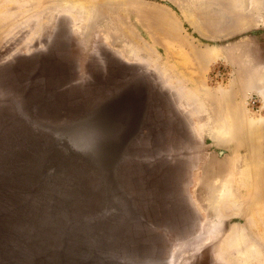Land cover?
<instances>
[{
    "label": "rangeland",
    "instance_id": "rangeland-1",
    "mask_svg": "<svg viewBox=\"0 0 264 264\" xmlns=\"http://www.w3.org/2000/svg\"><path fill=\"white\" fill-rule=\"evenodd\" d=\"M94 3L0 0V164L15 183L0 189L1 228L42 211L54 241L62 201L100 218L89 165L54 186L16 182L44 172L52 129L136 86L145 116L113 179L135 213L77 223L104 226L90 236L110 264H264V0Z\"/></svg>",
    "mask_w": 264,
    "mask_h": 264
},
{
    "label": "water",
    "instance_id": "water-1",
    "mask_svg": "<svg viewBox=\"0 0 264 264\" xmlns=\"http://www.w3.org/2000/svg\"><path fill=\"white\" fill-rule=\"evenodd\" d=\"M146 95H144V92L137 88L136 86H129L126 89L118 92L116 95L108 99L107 101L103 102L99 106L95 107L93 110H91L89 113H87L85 116L79 118L78 120H75L71 122L70 124H66L65 126H61L56 129L51 130L52 132H57L59 130L64 129H71L77 124H82L88 120L87 118L94 114V116H99L103 110H105L108 105L115 100L116 98H123L124 104L130 108L134 116H139L137 121H130L122 120L117 123V127L120 131H124V136L122 138L123 145L121 151V156L118 157V161H116V164L113 165L109 170H102L100 166L95 165L93 168H95L96 172L100 175L102 184L104 187V193H105V209L104 212L101 214V216H98L100 218H91L93 214L95 213H89L81 210L80 212L75 211L73 208L70 212L66 211L65 206L66 204L60 202V215L69 217V226L64 228L65 226L60 225V231L59 234L55 235L54 231H49L50 236H53V240H50L49 236L47 238L44 234V229L42 227V224L44 221H46L45 216L47 215L45 212L42 211L33 212L30 211L25 215L26 219H21L18 217L17 213L15 217L12 218L11 222L8 223L9 227V233L7 232L8 228H1L0 226V264H69L67 260L74 255L75 252H72V248H68L66 242L67 233L75 234L74 236L77 238V241L79 242L78 245H76L77 249H81L80 252H78V255H92L93 256V263L92 264H110L109 260H107V256L105 254V248L104 244H100V241L94 240V237L90 236L91 232L94 233L97 236L99 233L98 231H103L102 225H87L83 227L82 225L78 224L77 221H86V217H90V220L92 222H95V220H103L102 218H106L108 216H122L124 220L131 218V216H127V210L132 211L133 214L135 213L133 208L129 207V199L125 196L124 192L121 190L120 186L116 183H114V175L116 168L118 164L121 162L122 155L124 154V151L126 150L129 142L138 134L140 130V126L143 123V118L145 116V110H146ZM53 142L51 146H47L45 150V157H44V163L47 161L48 157L56 158L58 161L60 159H64V155L59 153L58 150L60 148L61 139L60 137H56L55 134L53 135ZM64 140V139H63ZM65 146V145H64ZM78 153L81 156H84L80 151ZM68 155V154H67ZM66 156V155H65ZM66 158V157H65ZM67 159V158H66ZM65 159V160H66ZM4 167V172L6 173V180H2L0 182V189H6V185L15 184L10 180V176H8V172H6V166L5 164H0V167ZM79 166V165H78ZM100 168V169H99ZM43 173H40L37 176H28L27 177H19L16 184L18 185H36V184H44V185H53L56 183V181H53L51 179H42ZM27 178V179H26ZM112 180V181H111ZM9 182V183H8ZM91 197L89 198V202L87 204H91ZM88 206V205H86ZM97 216V215H96ZM6 217L4 213L0 211V218ZM17 217V218H16ZM0 219V221H1ZM5 218L2 219V221ZM104 219V220H106ZM76 220V221H75ZM89 220V221H90ZM120 226H123V222L119 224ZM112 226V225H111ZM111 226H108V229L111 228ZM113 227V226H112ZM106 228V227H105ZM110 231V230H109ZM90 236V237H89ZM95 236V237H96ZM56 238V239H55ZM24 239V241H22ZM27 243H26V242ZM84 246V247H82ZM87 247V248H86ZM110 251V250H109ZM86 253V254H85ZM105 257V258H104ZM84 259H87V257H84ZM89 259V257H88ZM105 259V260H104ZM91 262V261H90ZM114 262L111 261V264Z\"/></svg>",
    "mask_w": 264,
    "mask_h": 264
},
{
    "label": "bare ground",
    "instance_id": "bare-ground-1",
    "mask_svg": "<svg viewBox=\"0 0 264 264\" xmlns=\"http://www.w3.org/2000/svg\"><path fill=\"white\" fill-rule=\"evenodd\" d=\"M115 3H117V0H95L94 11H104L110 7V5H115ZM138 117L139 116H134L133 111L124 104L123 98L121 97L113 100L99 116L96 117L94 114H91L87 118L88 120L82 124H77L71 129L59 130L56 133L52 132L53 134H49L52 136H50L52 140L49 141L50 146L54 143V134L56 137H60L62 140V144H60V151L62 149L61 152L64 155V159H60V161H58L56 158L48 157L47 161L43 164L44 172L42 179L52 178L51 180H53L57 179L59 176L61 178L62 176H65V174L70 173L72 169L78 165H89L93 167L98 165V167L100 166L103 171L109 170L116 164L118 157L121 156L120 150L123 145L122 138L124 136V131H120L118 129L117 123L122 120L134 122L138 120ZM45 145L47 146V144H43L44 148ZM78 151H80L84 156H81ZM3 170L4 167L1 166L0 182L4 179L7 182V176ZM130 212L133 216V212ZM74 235L75 234L67 233L65 244H67L68 248H72V252H75L74 255L67 260V262L69 264H92L95 260L92 259V255L84 256L82 255L83 253L78 255V252H80L81 249H77L76 245H78L79 242ZM183 250H185V248L181 247L177 250V254L179 255L181 252H184ZM236 253L237 257L244 263L247 261V254L242 251L235 252V254ZM84 257H87V259H84Z\"/></svg>",
    "mask_w": 264,
    "mask_h": 264
},
{
    "label": "built area",
    "instance_id": "built-area-1",
    "mask_svg": "<svg viewBox=\"0 0 264 264\" xmlns=\"http://www.w3.org/2000/svg\"><path fill=\"white\" fill-rule=\"evenodd\" d=\"M256 102H257V100H255L254 98H250V99H249V102H248V105H250L252 108H253V107H257V106L255 105Z\"/></svg>",
    "mask_w": 264,
    "mask_h": 264
}]
</instances>
